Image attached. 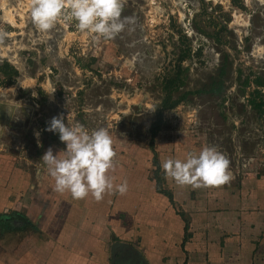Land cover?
<instances>
[{"label": "rangeland", "instance_id": "obj_1", "mask_svg": "<svg viewBox=\"0 0 264 264\" xmlns=\"http://www.w3.org/2000/svg\"><path fill=\"white\" fill-rule=\"evenodd\" d=\"M18 4L14 23L0 16V32L8 33L0 41L2 157H16L29 173L46 171L41 157L49 148L65 157V143L46 130L54 116L89 132L106 128L117 158L141 156L162 110L154 150L168 136L186 137L217 148L227 172L242 170L243 158L253 159L246 166L261 162L264 168V112L257 114L248 101L257 89L264 94L256 85L264 80V0H127L122 15L134 23L113 39L81 33L74 20L61 18L35 45L32 0ZM226 54L232 66L224 98L204 101L195 92ZM179 70L185 84L171 99L194 93L161 109L165 85ZM253 133L256 155L244 143Z\"/></svg>", "mask_w": 264, "mask_h": 264}, {"label": "crops", "instance_id": "obj_2", "mask_svg": "<svg viewBox=\"0 0 264 264\" xmlns=\"http://www.w3.org/2000/svg\"><path fill=\"white\" fill-rule=\"evenodd\" d=\"M255 136L244 143L256 155ZM185 138L168 136L141 156L114 157L108 175L114 183L127 181L128 190L105 193L100 201L58 193L45 166V172L29 173L16 157L0 155V217L17 212L33 226L0 223V264H112L132 256L143 264H264L262 163L246 166L252 158H243V169L228 170L222 185L181 186L161 163L204 148ZM157 170L172 200L158 191ZM118 242L129 247L113 254Z\"/></svg>", "mask_w": 264, "mask_h": 264}, {"label": "clouds", "instance_id": "obj_3", "mask_svg": "<svg viewBox=\"0 0 264 264\" xmlns=\"http://www.w3.org/2000/svg\"><path fill=\"white\" fill-rule=\"evenodd\" d=\"M126 3L127 0H32L30 20L37 34L33 44L42 42L39 38L50 33L61 18L74 20L81 33L113 39L134 23L133 17L122 15ZM6 38L8 33L0 32V41ZM46 130L57 133L66 145L63 158L51 148L41 157L54 178L56 192L67 191L77 200L91 194L96 201L102 200L105 193L124 195L127 192V181L114 183L108 175L116 153L106 128L89 132L78 124L65 123L62 116H54ZM227 166L228 161L215 147L189 152L183 160L169 158L161 163L165 174L178 185H190L194 189L227 182L230 179Z\"/></svg>", "mask_w": 264, "mask_h": 264}, {"label": "trees", "instance_id": "obj_4", "mask_svg": "<svg viewBox=\"0 0 264 264\" xmlns=\"http://www.w3.org/2000/svg\"><path fill=\"white\" fill-rule=\"evenodd\" d=\"M228 55H225L224 60L220 64V66L216 70V74L211 75L208 77L206 82L202 85L200 89H198L195 93L200 96H204V101L206 99L210 100H222L224 98V94L229 86L227 84L229 78H230V67L232 66L231 61L228 59ZM182 71L179 70L178 73L168 80L167 84L165 85L166 90L168 91V95L166 100L162 104L161 109H170L174 106H176L178 103H180L183 100H188L189 96L194 92H183L177 99L172 100L170 93L172 91H177L179 87H183L185 84L184 78L180 77ZM248 84V81L245 80L241 83V88L244 86L246 87ZM257 86H264V80H256ZM259 98V100H257ZM249 101V104L252 108V110H256L257 114H262L264 112V94L260 91V89H257L254 93V97H252ZM242 107H244L242 105ZM223 114V112H222ZM163 121V111L161 110L158 113V119L152 123L151 125V142L150 146L154 150V140L156 136V132L158 127H160L161 123ZM250 146V150L253 149V146L251 143H245V146ZM155 163L157 164V168L159 169L158 161L155 155ZM157 179V189L160 192L166 193L172 200V195L163 189L161 178L158 176V170L155 175ZM0 223H4L5 225H9L13 228H16L15 226L19 225L18 227L23 228L26 224L32 225L31 222L20 213H13L11 216H3L0 217ZM33 227V226H31Z\"/></svg>", "mask_w": 264, "mask_h": 264}, {"label": "bare ground", "instance_id": "obj_5", "mask_svg": "<svg viewBox=\"0 0 264 264\" xmlns=\"http://www.w3.org/2000/svg\"><path fill=\"white\" fill-rule=\"evenodd\" d=\"M24 1V0H23ZM17 1L15 0H0V6H1V18L7 21H10L12 23H14V16L12 13V10H15L17 8V6L19 5L18 3L21 2L22 0H18V3L16 4ZM28 3V2H27ZM24 5V4H23ZM17 10V9H16ZM239 19V16H238ZM237 19V21H238ZM236 21V24L238 23ZM247 23V22H246ZM235 24V23H234ZM239 24V23H238ZM244 23H242L243 25ZM240 26V25H239Z\"/></svg>", "mask_w": 264, "mask_h": 264}, {"label": "flooded vegetation", "instance_id": "obj_6", "mask_svg": "<svg viewBox=\"0 0 264 264\" xmlns=\"http://www.w3.org/2000/svg\"><path fill=\"white\" fill-rule=\"evenodd\" d=\"M118 259L114 260V262L112 264H131L130 263L131 260H133L135 262V264H143L142 261H139L137 256H132L131 258L128 257V260L124 259V258L121 260L120 259L118 260Z\"/></svg>", "mask_w": 264, "mask_h": 264}, {"label": "water", "instance_id": "obj_7", "mask_svg": "<svg viewBox=\"0 0 264 264\" xmlns=\"http://www.w3.org/2000/svg\"><path fill=\"white\" fill-rule=\"evenodd\" d=\"M128 247H129V246H128V244H126V243H121V242L115 243V244H113V246H112V253H113V254L115 253L116 248H128Z\"/></svg>", "mask_w": 264, "mask_h": 264}]
</instances>
